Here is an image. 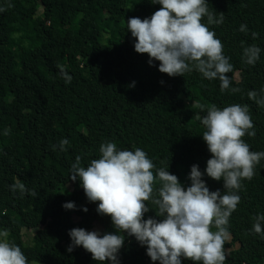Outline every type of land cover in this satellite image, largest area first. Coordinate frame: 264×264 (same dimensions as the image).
<instances>
[{
  "label": "trees",
  "instance_id": "obj_1",
  "mask_svg": "<svg viewBox=\"0 0 264 264\" xmlns=\"http://www.w3.org/2000/svg\"><path fill=\"white\" fill-rule=\"evenodd\" d=\"M208 3L217 17L223 12L224 22L209 27L238 73L230 85L238 92H221L218 79L209 81L195 70L170 77L158 70L159 61L149 65L148 55L134 50L126 21L150 17L160 7L150 0H0V231L10 232L9 240L21 247L28 264H99L82 246L66 249L74 227L115 231L110 217L99 215L97 203L87 200L79 179H69L75 157L80 155L86 167L99 158L102 143L143 149L157 169L168 166L187 187L191 166L204 173L211 156L201 137L206 129L196 119L206 110L194 105L247 104L256 134L244 140L252 151H264V107L247 95L264 88V0ZM87 6L93 14L80 15L73 31V18ZM241 24L247 33L239 31ZM242 41L261 48L254 65L244 62ZM62 139L69 141L64 150ZM202 179L210 191H226L222 179L206 173ZM14 183L36 196L11 190ZM242 185L243 198L229 218L232 249L225 264H264V233L253 231L255 217L264 214V159ZM67 202L76 207L64 208ZM150 216L160 219L151 209L145 219ZM23 229H35L31 244L24 243ZM123 235L119 264H159L151 261L146 246ZM181 264L195 262L182 257Z\"/></svg>",
  "mask_w": 264,
  "mask_h": 264
},
{
  "label": "clouds",
  "instance_id": "obj_2",
  "mask_svg": "<svg viewBox=\"0 0 264 264\" xmlns=\"http://www.w3.org/2000/svg\"><path fill=\"white\" fill-rule=\"evenodd\" d=\"M150 3L160 5L150 17H130L126 21L127 31L135 38L134 50L147 54L149 65L153 60L159 61L158 70L170 77L195 70L209 81L218 79L221 92L229 90L228 74L234 66L224 55L222 41L209 27L224 22L223 12L217 17L209 9L208 0H150ZM239 31L247 33V25L241 24ZM251 35L257 39L259 34ZM241 44L244 62L254 65L260 59L261 48L255 44L245 47L243 41ZM65 82H71L66 74ZM247 95L264 107V88L260 93L253 90ZM194 107L201 112L206 110L205 115H197L196 119L206 129L201 137L211 156L204 173L198 165L191 166L188 176L191 183L187 187L167 170L168 166L157 169L141 148L120 150L115 142L102 143L99 158L92 159L86 167L81 166L80 155L75 157L69 179H79L87 200L97 203L99 215L110 217L115 231L101 234L98 230L74 227L68 233L71 239L68 252L82 246L99 264L106 261L119 264L123 233H127L146 246L151 261L159 264H181L182 257L195 264H225L229 218L240 203L238 192L243 187L242 181L253 178L256 166L264 159V151H252L244 140L245 136L256 134L247 104L220 108L196 103ZM68 143L62 139L60 149L64 150ZM205 173L213 180L222 179L226 191H210L202 179ZM10 188L36 196L23 183H14ZM63 207L76 206L67 202ZM150 209L160 219L151 216L145 219ZM82 210L86 212L87 208ZM262 222L264 214L257 215L253 224L255 233H264ZM9 236L7 229L0 231V264H28L21 247L11 242Z\"/></svg>",
  "mask_w": 264,
  "mask_h": 264
},
{
  "label": "rangeland",
  "instance_id": "obj_3",
  "mask_svg": "<svg viewBox=\"0 0 264 264\" xmlns=\"http://www.w3.org/2000/svg\"><path fill=\"white\" fill-rule=\"evenodd\" d=\"M82 14L92 15L93 14V9L91 7H88V6L85 7V8L83 7L82 11L77 15V17L73 18V23H72V26H71L73 31L77 30V28H78V19H79L80 15H82ZM228 75L230 76L231 81L237 80V78H238V73L236 71H234V70H233L232 73H229ZM238 195L241 198H243L244 193H243L242 189L239 190ZM248 205H249L250 208L253 209V208H255L256 203L255 202H249ZM76 219L77 218L75 217V220ZM92 230H98L100 232V228L97 225H95L91 230H88V231H92ZM34 232H35V229H31V230L23 229L22 230L23 241H24L25 244H31L32 243L31 240H32V236H33ZM228 242H229V240L225 243V252H226V254L232 249V247L229 248L227 246ZM233 248L236 250V252L238 254H240V255L244 254V251H245L244 248L240 247L239 245H234ZM29 264H43V263L31 262Z\"/></svg>",
  "mask_w": 264,
  "mask_h": 264
}]
</instances>
